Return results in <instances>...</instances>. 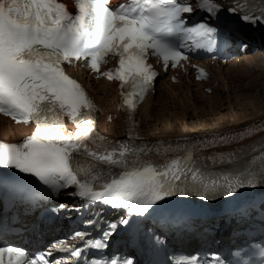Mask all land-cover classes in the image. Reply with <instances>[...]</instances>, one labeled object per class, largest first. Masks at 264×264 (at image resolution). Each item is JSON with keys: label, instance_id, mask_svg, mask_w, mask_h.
<instances>
[{"label": "snow or ice", "instance_id": "6c2138e0", "mask_svg": "<svg viewBox=\"0 0 264 264\" xmlns=\"http://www.w3.org/2000/svg\"><path fill=\"white\" fill-rule=\"evenodd\" d=\"M76 4L77 10L71 12L57 0H0V113L17 123H35V131L23 142L0 140V198L15 205L74 188L72 199L111 206L127 212L129 217L159 213L162 220H168L170 206L177 199L220 203L235 199L244 189L264 186V167H237L231 159L216 161L207 157L201 162L189 155L160 164L142 162L137 156L144 149L123 141L98 146L103 138L94 127V99L66 72V66L73 61H83L100 73L104 57L118 54V67L101 74L121 81L122 103L135 109L137 100L144 98L159 76L147 63L148 50L162 57L165 69L169 62L176 66L188 58L184 37L210 41L209 34L216 32L208 26L209 22L190 26L192 15L199 8L216 17L221 11L238 14V6L225 9L208 0H202L196 8L185 0H143L138 8L113 6L107 0H76ZM261 17L264 10L255 18L239 15L248 24H264ZM203 46L197 44L198 48ZM126 84H131V91L125 88ZM64 117L77 125L74 131L65 128ZM217 140L226 144L229 137L214 134L213 142ZM84 157L94 162L92 167L80 166ZM208 161L213 166H223V171H210ZM57 207L69 210L63 203ZM129 223L128 218L119 220V225ZM119 225L107 224L98 239H86L80 232L76 235L83 239L85 248L102 251L110 246ZM151 235L154 242L146 245L148 264H165L159 259L158 245L162 242L154 233ZM259 251V259L251 264H264V241ZM69 254L77 258L75 264H81L80 247ZM248 255L239 245L235 254L230 249L223 258L217 256L214 264H250ZM0 264L65 262L53 258L51 251L32 257L22 247H0ZM90 264L119 261L110 258ZM123 264L139 261L125 258ZM190 264L209 262L193 259Z\"/></svg>", "mask_w": 264, "mask_h": 264}, {"label": "bare ground", "instance_id": "6f19581e", "mask_svg": "<svg viewBox=\"0 0 264 264\" xmlns=\"http://www.w3.org/2000/svg\"><path fill=\"white\" fill-rule=\"evenodd\" d=\"M213 82L197 81L187 74L181 83L163 79L139 108L138 134L145 141L191 137L205 132H224L242 128L264 119V57L254 66L239 69L221 63L212 66ZM89 85L99 99L100 106L108 116L101 118V126L109 135L125 133V121L114 107L113 86L98 83L94 77L85 74ZM216 83V86H214ZM211 86L212 93L206 88ZM31 128L13 125L0 119V137L14 140L27 135Z\"/></svg>", "mask_w": 264, "mask_h": 264}, {"label": "water", "instance_id": "95a60500", "mask_svg": "<svg viewBox=\"0 0 264 264\" xmlns=\"http://www.w3.org/2000/svg\"><path fill=\"white\" fill-rule=\"evenodd\" d=\"M137 116L138 115L135 116L134 121L132 122V126H130V127L133 128V130H135L136 133L138 134V130H139L138 123H139V121L137 119ZM0 119L2 121L6 120L7 123H9V124L18 125L13 120H10V119H8L5 116H0ZM94 127H95L96 132L100 135V137L107 138V139H117V138H121L122 136L126 135L129 132V128H130L127 125V123L125 122V133L123 135H121V136L120 135L119 136H113V135H109L106 132H104V130H103L102 126H101V122L100 121L97 124H94ZM138 136H140V135L138 134ZM0 140H2V141H9V139H4L2 137H0Z\"/></svg>", "mask_w": 264, "mask_h": 264}, {"label": "rangeland", "instance_id": "374dc122", "mask_svg": "<svg viewBox=\"0 0 264 264\" xmlns=\"http://www.w3.org/2000/svg\"><path fill=\"white\" fill-rule=\"evenodd\" d=\"M263 86H264V83H263Z\"/></svg>", "mask_w": 264, "mask_h": 264}]
</instances>
